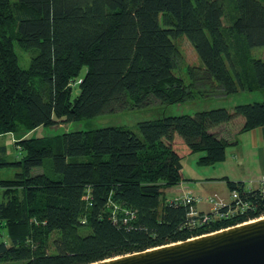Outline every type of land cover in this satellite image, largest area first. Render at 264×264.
Listing matches in <instances>:
<instances>
[{"label":"trees","instance_id":"trees-1","mask_svg":"<svg viewBox=\"0 0 264 264\" xmlns=\"http://www.w3.org/2000/svg\"><path fill=\"white\" fill-rule=\"evenodd\" d=\"M179 36L201 62L187 71L190 86L175 74ZM15 44L33 54L27 68ZM259 49L264 0H0V135H19L21 151L0 162L20 168L0 179V264H90L263 217L262 187L244 181L223 178L235 195L222 211H237L208 222L194 214L203 213L196 202L166 201L164 191L182 181L186 156L203 153L201 166L225 160L223 124L240 117L243 132L264 128V101L144 120L136 130L26 137L123 108L182 103L198 70L217 94L264 91Z\"/></svg>","mask_w":264,"mask_h":264},{"label":"rangeland","instance_id":"rangeland-1","mask_svg":"<svg viewBox=\"0 0 264 264\" xmlns=\"http://www.w3.org/2000/svg\"><path fill=\"white\" fill-rule=\"evenodd\" d=\"M11 1L14 2L16 0ZM174 41L178 45L182 56L178 62V69L175 71V74L183 77L186 85L190 86L191 81L187 75V71L190 68L194 69L196 67L200 69V59L192 44L185 36H179ZM260 49L254 51L255 56H264V50ZM15 50L19 57L20 66L27 68L33 54L22 50L18 44H15ZM198 71L195 72L196 82L192 88L193 96L191 99L185 100L182 103L162 105L157 102L143 108H123L99 115L93 119L62 122L51 127H39L27 133L26 137H45L68 131L89 130L106 126H124L136 130L138 123L144 120L162 116L194 115L199 111L219 107L233 109L237 104L264 101V91L261 90L253 92L241 91L232 96L217 94L215 85L204 78L201 70ZM241 125V120L234 119L231 122L223 124L222 127L220 126V129L224 130V133L220 132L221 136L230 142L226 147V158L224 161L212 166L198 165V158L203 155L200 152L188 155L184 160L182 159L183 179L179 185L165 189L164 199L168 201L184 196L189 197L188 195H190L199 199L196 205L199 204L198 206L200 208H210L206 213L211 212V209H214L216 204L230 203L233 198V193L231 194L228 190L226 182L223 180L224 177L211 179L212 181H206L204 184L201 183L207 191L202 190V192H197L201 190L198 182H201L204 176L208 174H219V172L220 174H224L222 176H228L232 180L244 181L248 188H253L258 185L262 187L264 184V169L261 163L264 161V137L263 135L260 137V133L250 132L256 129L248 132H243L240 129L236 132ZM225 129L233 130L236 133H227ZM18 137L19 135L13 133L0 135V162L2 160L17 161L21 158V151L15 146L16 138ZM3 147H5V151H3ZM37 170L35 169L34 172H38ZM19 171L20 168L16 166H1L0 179H11ZM188 187L194 188L195 191ZM2 199L3 190L0 188V200Z\"/></svg>","mask_w":264,"mask_h":264},{"label":"water","instance_id":"water-1","mask_svg":"<svg viewBox=\"0 0 264 264\" xmlns=\"http://www.w3.org/2000/svg\"><path fill=\"white\" fill-rule=\"evenodd\" d=\"M90 264H264V216L185 241Z\"/></svg>","mask_w":264,"mask_h":264},{"label":"built area","instance_id":"built-area-1","mask_svg":"<svg viewBox=\"0 0 264 264\" xmlns=\"http://www.w3.org/2000/svg\"><path fill=\"white\" fill-rule=\"evenodd\" d=\"M262 189H263V193H264V184L262 185ZM235 195V193H233V196ZM189 197H181V198H174L172 199V201L174 202H184L186 204L188 203H193V202H197L199 199L198 198H194L193 196L188 195ZM237 197V195H236ZM229 204H216L214 209H211V212L206 213H198L196 211H194V214L199 215L200 220H202L203 222H208L211 219V215L214 214L215 217H224V218H230L232 215L235 214V212L237 211L236 209H232V210H228L226 212L222 211L223 208H226V206H228Z\"/></svg>","mask_w":264,"mask_h":264},{"label":"crops","instance_id":"crops-1","mask_svg":"<svg viewBox=\"0 0 264 264\" xmlns=\"http://www.w3.org/2000/svg\"><path fill=\"white\" fill-rule=\"evenodd\" d=\"M237 120H241L242 121V125H241V127L240 128H238L237 130H236V132L238 131V130H240L241 128H242V126H243V119L242 118H237ZM222 127V126H221ZM221 127H219V129L217 130V132L218 133H220V132H223L224 133V130H222V129H220ZM226 131H227V133H236V132H233V130H227V129H225ZM251 133H260V137H262L261 135H263V137H264V128H257L256 130H254V131H250ZM249 132V133H250ZM258 140H260L259 138H258ZM185 159V158H184ZM183 159V160H184ZM183 160H182V162H183ZM261 165H262V168L264 169V161L261 163ZM217 168V167H216ZM182 170H183V168H182ZM221 173H223L222 171H221ZM222 175H224V174H220V172H219V174L217 173V174H208V175H206V176H204L203 177V181L201 180V182H198V184L200 185V188H201V190H198L197 192H199V191H201L202 192V190H204V191H207L203 186H202V184H204L206 181L208 182V181H212L211 179H216V178H221V177H228V176H222ZM183 176V175H182ZM229 178V177H228ZM230 179V178H229ZM230 180H232V179H230ZM234 181H236V180H234ZM237 181H242V180H237ZM257 182H259V181H257ZM202 183V184H201ZM185 184V183H184ZM246 184V183H245ZM261 186L260 185H258V186H255V187H253V188H249V189H256V188H260ZM188 188H191V187H188ZM246 188H248L247 187V185H246ZM192 190H194V188H191ZM195 191V190H194ZM193 191V192H194ZM195 193V192H194ZM196 194V193H195ZM199 204H197L196 205V208H197V210L198 211H201V212H208L209 210H210V208H208V209H205V208H200L199 206H198Z\"/></svg>","mask_w":264,"mask_h":264}]
</instances>
